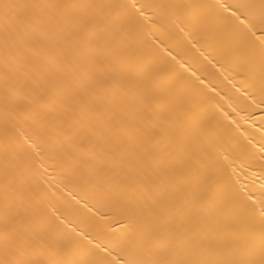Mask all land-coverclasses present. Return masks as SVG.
<instances>
[{"label": "snow or ice", "instance_id": "snow-or-ice-1", "mask_svg": "<svg viewBox=\"0 0 264 264\" xmlns=\"http://www.w3.org/2000/svg\"><path fill=\"white\" fill-rule=\"evenodd\" d=\"M170 25L264 111V0H0V264H264V143L234 180Z\"/></svg>", "mask_w": 264, "mask_h": 264}, {"label": "bare ground", "instance_id": "bare-ground-1", "mask_svg": "<svg viewBox=\"0 0 264 264\" xmlns=\"http://www.w3.org/2000/svg\"><path fill=\"white\" fill-rule=\"evenodd\" d=\"M175 2H179V0H175ZM225 2H231V0H225ZM169 32L171 35L166 42L172 47L173 53L178 55V59L182 58L185 64L191 65L192 70L204 80L203 85H197L202 93V98L209 101L208 106L219 119L223 120L224 114L228 115V120L224 123L229 126L231 143L236 146V151L233 153L234 167L236 168L233 179L239 181L240 184L249 186L255 180L258 187L261 178L253 173L259 172L261 164L259 148L261 143H264V139H262L264 138V122L259 118L264 116V111L236 91L233 84L239 87V83L238 80L231 78L232 73L222 74L203 57H200L196 49L191 48L176 25H170ZM163 47L164 45H161L156 49L157 58L164 57L165 54L161 51ZM177 71L184 73V69L179 66H177ZM184 74L188 75V73ZM226 76L229 78L226 79ZM233 120L236 121L235 124L231 123ZM51 176L53 185L62 183L57 173L51 172ZM75 191L77 190L68 185L61 192L64 197V208L67 210L65 214L71 224L81 230L89 231L91 214L81 205L76 204L71 195Z\"/></svg>", "mask_w": 264, "mask_h": 264}]
</instances>
